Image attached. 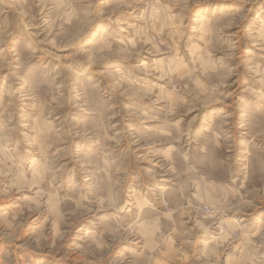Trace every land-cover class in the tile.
I'll return each instance as SVG.
<instances>
[{
  "label": "rangeland",
  "instance_id": "374dc122",
  "mask_svg": "<svg viewBox=\"0 0 264 264\" xmlns=\"http://www.w3.org/2000/svg\"><path fill=\"white\" fill-rule=\"evenodd\" d=\"M0 264H264V0H0Z\"/></svg>",
  "mask_w": 264,
  "mask_h": 264
}]
</instances>
